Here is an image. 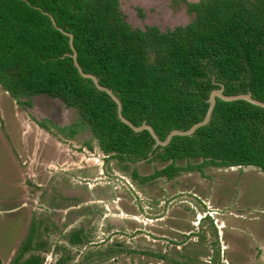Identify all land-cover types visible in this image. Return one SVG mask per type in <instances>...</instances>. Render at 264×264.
Instances as JSON below:
<instances>
[{"label": "trees", "instance_id": "1", "mask_svg": "<svg viewBox=\"0 0 264 264\" xmlns=\"http://www.w3.org/2000/svg\"><path fill=\"white\" fill-rule=\"evenodd\" d=\"M185 26L132 29L117 0H0V88L11 98L46 95L75 112L105 160L166 163L142 184L207 168L254 167L264 173V109L216 98L209 122L190 136L154 148L149 132H134L116 104L73 66L72 35L82 71L121 103L122 116L163 141L202 121L213 90L250 93L264 102V0H200L188 4ZM88 150H92L87 144ZM184 161L185 165H179ZM196 161V162H192Z\"/></svg>", "mask_w": 264, "mask_h": 264}, {"label": "rangeland", "instance_id": "2", "mask_svg": "<svg viewBox=\"0 0 264 264\" xmlns=\"http://www.w3.org/2000/svg\"><path fill=\"white\" fill-rule=\"evenodd\" d=\"M184 1L118 0V10L132 28L163 31L190 22ZM105 158L60 100L16 101L0 88V264H247L243 254L254 251L243 229L264 237L257 168L142 184L130 179L133 170L142 178L166 163L124 170ZM85 170L93 176L82 177ZM199 214L220 230L210 219L197 222Z\"/></svg>", "mask_w": 264, "mask_h": 264}, {"label": "water", "instance_id": "3", "mask_svg": "<svg viewBox=\"0 0 264 264\" xmlns=\"http://www.w3.org/2000/svg\"><path fill=\"white\" fill-rule=\"evenodd\" d=\"M49 18H50V21L52 23V26L59 30L62 34H64L65 36L68 37V45H69V48H70V51H71V54H67V55H64V56H69L71 59H72V62H73V66L76 68L78 74L84 78V79H89L92 81L93 85L95 86V88L98 90V91H101V92H105L110 98L111 100L116 104V107H117V117L118 119L123 123L125 124L127 127H129L132 131L134 132H140L142 130H146L149 132L150 136L152 137V139L154 140V148H156L157 146H166L170 141L171 139L174 137V136H190L192 135L198 128L206 125L210 118H211V114H212V111H213V108L215 106V101H216V98L224 101V102H234V101H245L251 105H254V106H257L259 108H262L264 109V102H261V101H258V100H255L251 97V94L250 93H245V94H237V95H231V96H228V95H224L223 94V86L221 84H219V89H216V90H213L210 95H209V98L207 100L208 102V108H207V111H206V114H205V117L202 121H200L199 123H196L194 124L193 126H191L188 130L186 131H180V130H173L171 131L165 138V140L161 141L157 135L155 134L154 130L152 129L151 126L143 123L141 126H134L132 123H130L127 119H125L123 116H122V113H121V110H122V107H121V103L120 101L118 100V98L112 93L111 90H109L108 88H105V87H102L99 85L98 83V79L91 75V74H86L82 71V69L80 68L79 64L77 63V60H76V52L73 48V45H72V35L69 34V33H66L65 31H63L62 29L58 28L55 24V21L54 19L48 15ZM38 96H41V97H45V98H49L48 96L46 95H37V96H33V97H38ZM32 97V98H33Z\"/></svg>", "mask_w": 264, "mask_h": 264}, {"label": "crops", "instance_id": "4", "mask_svg": "<svg viewBox=\"0 0 264 264\" xmlns=\"http://www.w3.org/2000/svg\"><path fill=\"white\" fill-rule=\"evenodd\" d=\"M82 172H83L82 174H84L82 177H92L93 176V171L92 172L88 171L86 173V170H85V171H82ZM229 227H230V225H229ZM243 232L245 234H248L249 239H250L248 241V244L250 243L249 246L254 251L252 254H249L248 256L243 254V256L245 258L246 257L247 258L248 257L251 258V259L248 260L247 264H264V237L257 239L256 237L252 236V234H254V227L253 226H251V227L248 226V227L244 228ZM244 236H246V235H244Z\"/></svg>", "mask_w": 264, "mask_h": 264}, {"label": "flooded vegetation", "instance_id": "5", "mask_svg": "<svg viewBox=\"0 0 264 264\" xmlns=\"http://www.w3.org/2000/svg\"><path fill=\"white\" fill-rule=\"evenodd\" d=\"M118 1V0H117ZM176 1H179V0H173V2H176ZM200 0H197V1H193V2H190V1H184V7H185V11H186V13L187 14H190V15H192L193 16V13H189L188 11H187V6H188V4H194V3H197V2H199ZM118 6H119V2H118ZM127 25H129L126 21H124ZM130 26V25H129ZM185 26V25H184ZM131 27V26H130ZM146 27H154V26H146ZM176 27H178V26H176ZM132 28V27H131ZM145 28V27H144ZM144 28H142V29H144ZM157 28V27H156ZM175 28V27H174ZM132 29H139V28H132ZM141 29V28H140ZM171 29H173V28H171ZM160 30V29H159ZM162 31V30H161ZM163 31H165V30H163ZM29 103H27V105H28ZM38 125L39 126H41V127H47L46 125H44V123H38ZM204 219H210V221H213V224H214V226H215V230L218 232V230H220L219 229V227H218V225L217 224H215V222L214 221H216V220H213V216L212 215H210L209 217H206L205 215H203V217H202V215H198V217H197V222H200V221H202V220H204Z\"/></svg>", "mask_w": 264, "mask_h": 264}, {"label": "bare ground", "instance_id": "6", "mask_svg": "<svg viewBox=\"0 0 264 264\" xmlns=\"http://www.w3.org/2000/svg\"><path fill=\"white\" fill-rule=\"evenodd\" d=\"M221 228H223V226H220Z\"/></svg>", "mask_w": 264, "mask_h": 264}]
</instances>
